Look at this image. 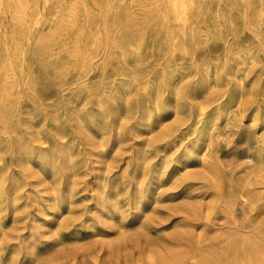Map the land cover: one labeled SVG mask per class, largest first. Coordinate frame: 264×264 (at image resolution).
Wrapping results in <instances>:
<instances>
[{
	"label": "rangeland",
	"instance_id": "obj_1",
	"mask_svg": "<svg viewBox=\"0 0 264 264\" xmlns=\"http://www.w3.org/2000/svg\"><path fill=\"white\" fill-rule=\"evenodd\" d=\"M262 138L264 0H0V264H264Z\"/></svg>",
	"mask_w": 264,
	"mask_h": 264
},
{
	"label": "bare ground",
	"instance_id": "obj_2",
	"mask_svg": "<svg viewBox=\"0 0 264 264\" xmlns=\"http://www.w3.org/2000/svg\"><path fill=\"white\" fill-rule=\"evenodd\" d=\"M186 1V0H185ZM175 2V1H174ZM78 3V2H77ZM175 4V3H174ZM183 5V4H182ZM167 11V10H166ZM187 12V11H186ZM185 14V13H184ZM133 16V15H132ZM126 18V17H125ZM162 27V26H161ZM104 31V30H103ZM105 34V33H104ZM106 36V35H105ZM155 38V37H154ZM123 54V53H122ZM138 64V63H137ZM51 68V67H50ZM133 76V75H132ZM208 78V77H207ZM22 85V84H21ZM19 86V85H18ZM10 90V89H9ZM19 90V89H18ZM261 138V137H260ZM263 139V138H262ZM264 140V139H263ZM208 141V140H207ZM206 146H207V144H206ZM145 152V151H144ZM202 154V153H201ZM261 163V162H260ZM243 185V184H242ZM220 189V188H219ZM241 196V195H240ZM246 200V199H245ZM242 238V237H241ZM243 242V241H242ZM252 246V245H251ZM254 246H256V245H254ZM253 247V246H252ZM243 249V248H242ZM221 250V249H220ZM223 250H225V248L223 249ZM240 251H241V249H240ZM255 251H256V247H255ZM240 253H242V252H240ZM214 254V253H213ZM217 254V253H216ZM253 254V253H252ZM258 254V253H257ZM245 255V254H244ZM254 255V254H253ZM259 255V254H258ZM209 256V255H208ZM261 256V255H260ZM218 257V256H217ZM228 257V256H227ZM263 257V256H262ZM258 258V257H257ZM261 258V257H260ZM205 260V259H204ZM227 260H228V258H227ZM250 260V259H249ZM243 261V260H242ZM256 261V260H255ZM262 261V260H261ZM234 262V261H233ZM239 262V261H238ZM224 263V262H223ZM251 263V262H250ZM260 263V262H259ZM263 264V263H262Z\"/></svg>",
	"mask_w": 264,
	"mask_h": 264
}]
</instances>
